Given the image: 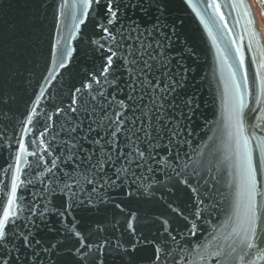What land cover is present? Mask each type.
Here are the masks:
<instances>
[{"label": "water", "instance_id": "water-1", "mask_svg": "<svg viewBox=\"0 0 264 264\" xmlns=\"http://www.w3.org/2000/svg\"><path fill=\"white\" fill-rule=\"evenodd\" d=\"M234 2L215 0L219 5L217 11L215 7H209L212 0H167L160 21L161 25L167 26L163 28L164 32L172 36L171 47L165 49L166 57L171 61L170 67L173 72L179 68L184 77L183 87L174 94L181 109H169V114L174 112L178 121L172 127L183 131L167 147L173 152L179 151L185 159L191 157L188 171L195 168L208 180V184L203 180L199 184L192 180V187L198 189L197 195L178 183L174 175L169 179L162 170L149 173L146 168L134 169L135 175L130 172L126 179L122 174L123 184L118 182L116 187L99 193L106 202H101L97 194H92L89 202L86 191L80 194V199L85 201L80 204L60 191L63 186L60 180L56 181L59 185L56 191H51L54 184L47 169L56 157L61 158L57 161L58 168L53 169L57 177L75 166L76 161L62 163L68 155L65 149L68 136L62 128L70 118L83 120L84 132H87L89 121L82 114L70 113L67 109L74 90L82 87L90 79V74L99 73L107 55L92 43L101 35L96 28L97 23L103 22L99 10H89V15L83 17L79 0H67L68 7H62L65 0H0V97L5 101L0 102V204L7 202L12 177L19 175L16 202L19 218L16 224L25 233L31 230L32 239L40 241L34 249L28 250L31 264H82L75 253L79 246L73 234L75 231L81 232L86 239L90 237V242L108 238L127 245L131 237L124 231V216L115 208L116 203L138 210V215L146 217L147 221L158 216L169 221L176 241L168 242L171 254L165 264H217L216 258L209 253L218 248L228 250L235 237L229 236L232 226L229 217L233 213L234 198L228 187L229 170L224 162L229 150V129L224 119L225 83L234 72L236 80L243 84L245 69L240 67L241 55L244 56L249 82L245 97L247 108L264 109V94H260V103H256L259 81L255 80L257 72L264 77V69L258 68L261 52L264 51V38L252 1L245 0L255 20L252 26L246 23L250 17H244L241 8H234ZM128 15L149 30L155 21V13L149 16L129 12ZM82 17L85 23L80 24ZM249 27L256 33L255 40L249 35ZM157 39L163 41V37L157 36ZM54 46L56 55H53ZM61 49L70 51V55L66 51L63 68L59 67ZM117 75L121 77L120 86L124 87L125 74L119 65ZM112 91L109 89V92ZM126 94L127 90L123 93L116 91L118 98H125ZM38 96L40 100L37 104ZM188 98L192 99V107L184 109ZM33 108L36 110L33 122L27 125L29 130L23 132L27 116ZM58 109L65 111L58 113ZM181 110L184 111L183 118ZM257 115L264 116V112L246 111L248 131L264 136V127H254L257 124L264 126V120L256 119ZM128 118L131 119L130 113ZM99 131L103 134L104 130ZM22 133L28 151L37 155L21 154L24 162L20 164V173H17L15 165ZM41 133L44 135L41 136ZM95 136L96 132L91 133V137ZM33 140L36 143L33 144ZM160 143L161 146L156 149L159 153L157 159L167 155V140ZM120 146L125 147L123 142ZM93 147L91 143L83 142L84 149ZM252 147L255 149V143ZM45 148L50 149L51 155L45 152ZM10 165L13 167L10 168ZM148 166L159 167L151 161ZM106 170L109 175L112 174L110 166H106ZM80 171L77 169L74 175H79ZM259 180L260 190L264 192V173ZM84 187L90 189L87 184ZM128 191L135 195L126 196ZM258 199L264 210V196ZM200 200L204 203L200 205L201 218L197 220L193 213ZM169 203L179 207L189 220L173 213L168 208ZM66 206H70L67 211ZM45 207L47 212L43 217L38 214L31 217L34 224L27 219L30 209L39 213ZM57 210L64 211L65 216L58 215ZM114 219L122 225L119 230L113 229ZM192 222L197 226L195 235H191ZM24 224L28 227L24 228ZM101 227L104 231L98 232ZM159 228V223L153 224L151 235H156ZM20 243L21 251H24ZM52 244L56 245L55 249H51ZM32 251L37 255H31ZM150 256L151 247L145 246V250L138 253V264H152ZM104 262L126 264L127 256L121 249L113 247L105 250ZM13 264L16 262L13 261ZM220 264L225 262L221 260ZM235 264L244 262L236 261Z\"/></svg>", "mask_w": 264, "mask_h": 264}, {"label": "snow or ice", "instance_id": "snow-or-ice-1", "mask_svg": "<svg viewBox=\"0 0 264 264\" xmlns=\"http://www.w3.org/2000/svg\"><path fill=\"white\" fill-rule=\"evenodd\" d=\"M260 2L264 4V0ZM79 3L83 8V17L89 15V10H99L100 20L103 22L97 23L96 28L101 35L99 40H93L92 43L107 55L104 56V64L99 73L90 74V79L72 93L67 112L82 114L89 123L87 132H84V121L78 117L75 120L70 118L67 125L62 128L68 136L65 141L68 155L62 163L69 161H76V163L71 171L57 177L53 169L58 168L57 161L61 158L56 157L50 161L51 166L47 171L52 174L54 187L51 191H56L59 187L56 181L60 180L63 185L60 191L67 194L74 202L84 204L85 201L80 199V194L86 191L89 193V202L92 200V194H97L101 202H106L103 196H99L100 192L116 187L118 182L123 184L122 174L126 179L130 172L135 175L134 169L146 168L149 173L162 170L169 179L174 175L178 178V183L199 195L198 189L192 187L191 181L196 180L199 184L203 180L207 185L208 180L195 168L191 172L188 171L190 167L188 161L191 157L185 159L179 151L173 152L167 147L172 145L183 131V129L172 127L173 123L178 124V121L174 112L169 114V109H181V105L176 103L174 94L177 93L178 88L183 87L184 79L179 68L175 72L172 71L171 61L166 57L165 49L171 47L172 36L164 32L163 28L167 26L161 25L160 21L165 13L167 0H79ZM62 7H68L67 0ZM209 7L219 10L215 0H212ZM233 7L241 8L243 16L250 17L246 21L248 26L254 24V17L251 16L245 0H235ZM129 12L149 16L155 13V21L151 24L150 30L133 16L128 15ZM83 17L79 20L80 24L85 23ZM248 30L252 40H255L256 33L252 32L250 27ZM174 31L172 29L173 33ZM157 36L163 37V41L157 39ZM66 51L60 50L59 67L61 68L65 67L64 60L67 59V55H70V51H67V55ZM237 51L239 52V49ZM53 55H56L55 46ZM253 62L256 63L255 60ZM118 65L123 68L125 74L124 87H121L119 83L121 77L117 75ZM240 67L245 69L242 77L243 84L236 80V73H231L229 80L225 83L224 108V119L229 129L227 133L229 150L224 157V162L229 170L228 187L232 190L234 198L233 213L229 217L232 221L229 236L235 237V240L228 245V250L218 248L209 253L216 258L217 264H220L221 260L225 264H235L236 261H242L244 264L264 262V210L261 209L258 199L264 196V192L260 190L259 180L261 173H264V136L250 133L245 119L246 111L264 112V109L247 108L245 97L248 95L249 82L243 55L240 56ZM258 68L264 69V51L261 52ZM184 71L186 72L187 69ZM255 80L259 81V94L256 96V103L259 104L260 94H264V77L257 72ZM109 89L113 91L109 92ZM117 90L121 93L127 90L126 97L118 98ZM39 100L38 96L37 104ZM0 102H5L2 97ZM192 104V99L188 98L183 108L189 109ZM35 111L33 108L32 113L28 114L23 132L29 130L27 125L33 122ZM63 111L65 110H57L58 113ZM129 113L131 119L128 118ZM183 117L184 111L181 110V118ZM256 119L264 120V116L257 115ZM254 127L264 126L257 124ZM99 129L104 130L103 134ZM93 132H96L95 137H91ZM40 135L43 136L44 133ZM163 140H167L165 146L167 155L157 159L159 153L156 149L161 146L160 142ZM83 142H89L94 147L84 149ZM121 142L125 147L120 146ZM32 143L36 141L33 140ZM253 143H255V149L252 147ZM17 151L15 169L17 173H20V164L24 162L21 154L37 155V153L28 151L23 142V133ZM45 152L51 155L50 149L45 148ZM150 161L159 167H149ZM106 166L113 169L111 175L106 170ZM77 169H81L80 174L74 175ZM19 180V175L12 177L10 189L7 192V202L0 204V264H13V261L16 264H31L28 250L40 244L39 240L32 239L31 230L25 233L19 230L16 224L19 218L16 210ZM86 184L90 186V189H85ZM125 195L132 197L135 193L128 191ZM203 203L204 201L200 200L193 213L197 220L201 218L200 205ZM68 207L70 206H66L65 211ZM115 208L124 216L123 228L131 239L127 245L119 240L113 242L108 238L90 242V237L86 239L81 232L75 231L73 234L79 244L75 253L80 257L82 264H105V250L113 247L121 249L127 256L126 264H138V253L144 251L145 246L151 247L149 260L152 264H165L171 254L168 242L176 241L169 221L159 216L152 221H147L146 217L138 215V210H130L123 203H116ZM168 208L177 216L189 220L179 207L169 203ZM46 212V207L39 213L30 209V216L27 219L34 224L35 221L31 220V217L37 214L43 217ZM57 214L61 217L65 216L64 211L57 210ZM155 223H159L160 228L153 236L151 227ZM121 226L120 221L114 219V231L119 230ZM23 227L27 228L28 224H24ZM196 227V224L192 222L191 235L196 234ZM145 229L148 231L146 232ZM97 231L103 232L104 229L101 227ZM20 242L24 251H21ZM50 247L55 249L56 245L52 244ZM49 250L44 249V251ZM31 255L35 256L37 253L32 251Z\"/></svg>", "mask_w": 264, "mask_h": 264}, {"label": "rangeland", "instance_id": "rangeland-1", "mask_svg": "<svg viewBox=\"0 0 264 264\" xmlns=\"http://www.w3.org/2000/svg\"><path fill=\"white\" fill-rule=\"evenodd\" d=\"M253 5H254V8H255V11H256V15H257V18H258V22H259V25H260V29L262 31V35H263V38H264V4H262L260 2V0H251Z\"/></svg>", "mask_w": 264, "mask_h": 264}]
</instances>
